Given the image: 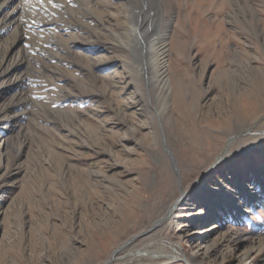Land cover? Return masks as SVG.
I'll return each mask as SVG.
<instances>
[{
    "label": "rangeland",
    "instance_id": "rangeland-1",
    "mask_svg": "<svg viewBox=\"0 0 264 264\" xmlns=\"http://www.w3.org/2000/svg\"><path fill=\"white\" fill-rule=\"evenodd\" d=\"M93 2L88 26L9 38L0 264H102L181 191L106 264H264V0ZM140 15L166 36L164 89L123 39Z\"/></svg>",
    "mask_w": 264,
    "mask_h": 264
},
{
    "label": "bare ground",
    "instance_id": "bare-ground-1",
    "mask_svg": "<svg viewBox=\"0 0 264 264\" xmlns=\"http://www.w3.org/2000/svg\"><path fill=\"white\" fill-rule=\"evenodd\" d=\"M157 1L159 2V0ZM91 2H93V0H0V43L1 41H5L7 43L6 46L0 48V87L2 86L3 88L4 86L13 84V80L11 79V77L12 75H15L16 71L19 68V65H21L19 62V58L21 55H23V51L21 49V43H23V40L19 38V33L23 31L26 34L33 35L38 32H48L51 28L59 30V27L57 26L59 18L57 17H61L62 19L74 18L79 20L82 25L88 26L90 24L85 17L87 16V14L84 16L82 15V13L80 14L79 11L83 5L87 7ZM39 3H42V5L43 3H48L49 6H51V10L47 9L46 13L42 12L43 15L47 14L49 18L40 17L41 13H38L37 10L39 8L36 6V4ZM79 6L81 7L79 8ZM141 6L143 7V5ZM148 11L150 10L148 9ZM125 12L127 11L125 10ZM53 16H55L57 19L53 18ZM137 18H132L134 21L132 22L130 21L131 19H129L128 16H125L123 19V23L121 21L122 28H124L125 32V36L123 37V39L124 41L135 44L138 47L139 53L137 54V56L141 74L146 77L145 79L147 80V82L159 90L164 89L167 84H170V77L167 70V55L169 47L166 44V36L165 34H153L154 31H152L151 29L153 26L150 27L151 25L148 24L145 20L142 22L141 15ZM16 31H18L19 33L14 36L15 38L13 40L10 39V42L8 43L9 38L12 34L15 35ZM147 35H149V37ZM59 37H61V35H59ZM3 119L0 118V121L2 122ZM178 207L176 206L174 210L176 211Z\"/></svg>",
    "mask_w": 264,
    "mask_h": 264
},
{
    "label": "water",
    "instance_id": "water-1",
    "mask_svg": "<svg viewBox=\"0 0 264 264\" xmlns=\"http://www.w3.org/2000/svg\"><path fill=\"white\" fill-rule=\"evenodd\" d=\"M175 172L177 174V169L175 168ZM188 191H181L180 192V195L179 197L168 207L166 213L157 218L151 225V227L147 230H144L138 234H135L133 235L132 237H130L128 240H126L123 244H121L119 247H117L113 252H112V255H111V258L107 261H105L104 263L102 264H106V263H109L113 258H114V255L120 251L122 248H124L126 245L130 244L132 241L136 240L137 238L143 236V235H146L147 233H150L152 232L153 230H155L160 224H162L163 222L169 220L173 215H174V209L175 207L179 206L180 202L185 198V196L187 195ZM172 210V211H171Z\"/></svg>",
    "mask_w": 264,
    "mask_h": 264
}]
</instances>
